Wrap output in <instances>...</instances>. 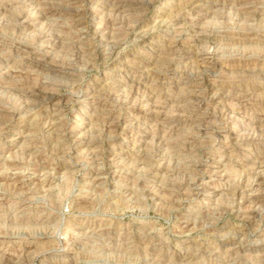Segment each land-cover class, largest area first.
Masks as SVG:
<instances>
[{"label": "rangeland", "instance_id": "rangeland-1", "mask_svg": "<svg viewBox=\"0 0 264 264\" xmlns=\"http://www.w3.org/2000/svg\"><path fill=\"white\" fill-rule=\"evenodd\" d=\"M0 115V264H264V0H0Z\"/></svg>", "mask_w": 264, "mask_h": 264}, {"label": "bare ground", "instance_id": "bare-ground-1", "mask_svg": "<svg viewBox=\"0 0 264 264\" xmlns=\"http://www.w3.org/2000/svg\"><path fill=\"white\" fill-rule=\"evenodd\" d=\"M34 0H27V3H28V5L29 4H32V2H33ZM35 3V2H34ZM6 4V3H5ZM121 4H122V2H121ZM126 4V3H125ZM137 6L138 5H140V2H136L135 3ZM118 5V4H117ZM116 9V8H115ZM63 10V9H62ZM64 11V10H63ZM63 11H61L60 10V14L63 12ZM52 12H55V11H53L52 9H51V7H47L46 9H45V12H44V14H49V13H52ZM65 13V12H64ZM74 15H75V17H79V12H78V10H75L74 12ZM117 13H119V12H117ZM73 15V14H72ZM28 16V15H27ZM28 18V17H27ZM52 18V17H51ZM23 19V18H22ZM50 19V18H49ZM25 20H27V19H25ZM79 20V19H78ZM77 20V21H78ZM28 22V21H27ZM27 22L26 21H23V23L24 24H27ZM78 23V22H77ZM78 24H81V22L80 23H78ZM83 30V29H82ZM200 37V36H199ZM46 40V39H45ZM45 50V49H44ZM30 55L32 54L31 52L29 53ZM34 58V57H33ZM33 91V90H32ZM44 100V99H43ZM141 103H143V101H140ZM146 104V103H145ZM2 117H1V115H0V119H1ZM4 118V117H3ZM205 121V120H204ZM200 122H203L202 120H200ZM207 127V126H206ZM8 128V127H7Z\"/></svg>", "mask_w": 264, "mask_h": 264}]
</instances>
